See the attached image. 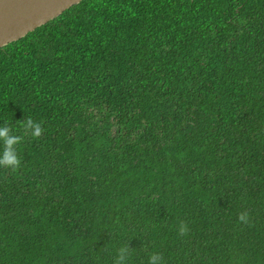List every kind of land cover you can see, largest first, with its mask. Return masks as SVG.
<instances>
[{
  "label": "trees",
  "instance_id": "obj_1",
  "mask_svg": "<svg viewBox=\"0 0 264 264\" xmlns=\"http://www.w3.org/2000/svg\"><path fill=\"white\" fill-rule=\"evenodd\" d=\"M28 117L0 264H264V0H81L0 47Z\"/></svg>",
  "mask_w": 264,
  "mask_h": 264
},
{
  "label": "water",
  "instance_id": "obj_2",
  "mask_svg": "<svg viewBox=\"0 0 264 264\" xmlns=\"http://www.w3.org/2000/svg\"><path fill=\"white\" fill-rule=\"evenodd\" d=\"M81 0H0V47L60 15Z\"/></svg>",
  "mask_w": 264,
  "mask_h": 264
},
{
  "label": "clouds",
  "instance_id": "obj_3",
  "mask_svg": "<svg viewBox=\"0 0 264 264\" xmlns=\"http://www.w3.org/2000/svg\"><path fill=\"white\" fill-rule=\"evenodd\" d=\"M24 135L13 134L12 128L8 123L0 126V141L3 142V152L0 154V167H5L16 172L21 165V157H19L16 149V145L20 144L24 136L31 135L34 139H39L42 135L43 128L41 123L35 122L31 117L21 122ZM238 221L243 224H250V213L247 211L238 214ZM189 227L186 222L180 221L178 227V233L181 236L187 235ZM131 256V249L128 245H124L119 248L116 260L114 264H124L125 261ZM162 264L163 257L159 253H153L149 256V264Z\"/></svg>",
  "mask_w": 264,
  "mask_h": 264
}]
</instances>
